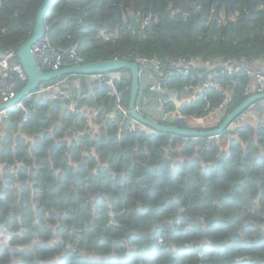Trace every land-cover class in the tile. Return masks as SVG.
I'll return each mask as SVG.
<instances>
[{
    "label": "trees",
    "instance_id": "trees-1",
    "mask_svg": "<svg viewBox=\"0 0 264 264\" xmlns=\"http://www.w3.org/2000/svg\"><path fill=\"white\" fill-rule=\"evenodd\" d=\"M43 1L0 0V52L18 51L28 40ZM222 14L226 20L220 22ZM45 24L52 47L65 50L77 42L78 63L137 56L163 63L200 58L204 65L189 75L164 79L165 86L180 92L199 88L206 64L216 59L264 61V0H53ZM105 29L115 32L114 42L98 37ZM116 72L128 107L130 72ZM249 78L245 70L219 77V88L199 93L182 113L203 118L230 91L224 109L229 115L248 97ZM102 89L98 101L92 98L88 104L104 105L110 112L113 97ZM149 92L140 90L137 106ZM41 106L43 114L26 124L27 134L42 135L52 126L51 116L60 114L61 127L34 144L17 143L14 151L12 138H0V158L7 168L14 164L19 179L30 184L21 199L25 206L19 208L11 185L16 176L0 180V242L11 225L27 230L10 236L8 244L1 242L0 264H264V123L255 129L258 145L250 138L254 130L244 127L222 151L215 138L187 141L177 134L130 131L132 117L118 113L116 126L105 116L107 126L96 140L84 136L73 142L74 161L84 146L96 149L74 169L67 143L58 138L85 119L59 106L46 116L47 107ZM13 113L12 127L17 128L19 113ZM169 123L189 127L185 120ZM34 166L39 169L31 171Z\"/></svg>",
    "mask_w": 264,
    "mask_h": 264
},
{
    "label": "crops",
    "instance_id": "crops-1",
    "mask_svg": "<svg viewBox=\"0 0 264 264\" xmlns=\"http://www.w3.org/2000/svg\"><path fill=\"white\" fill-rule=\"evenodd\" d=\"M98 37L101 38V36H98ZM41 40H46L51 45L47 36H44V38H42ZM74 43H77V42L75 41V42H73V44ZM73 44L69 48H71L73 46ZM69 48H67V49H69ZM54 49H59V48H54ZM251 64L254 66V69H253L254 72H252L253 75H249L250 76V78H249L250 82H249L248 87H249L250 93H253V92L257 93V80L255 77L259 72H264V61H262V60L261 61L260 60L251 61ZM66 65H69V64H66ZM117 73L118 72H116V73L113 72L112 74L107 73L106 75H102V77L100 76V80H98V78L95 79L94 77H89V76L71 75L72 76V77H70L71 79L70 78H63L64 77L63 76V77L57 79L56 81H55V79L52 81H49V82H53V81L57 82L58 80H62L64 83H63V86L61 88L56 87L51 91L40 93L41 97L35 98L36 109L34 111L35 114L33 113L34 115L32 114V116H35L38 113L40 115L42 113V111L38 110V108H37L38 105H42L41 106L42 108L47 107V110H45L46 116H47V115H50V113H51L50 110L56 106H59L62 109L61 112H64L66 110L72 111L70 109L71 107L69 106L68 101L66 103L62 102L63 95H66V94L73 95L74 94V96L76 97L78 92H82V96H80L79 99L75 100V101H76V106H77L76 109H78L77 113H79L80 114L79 116L83 117L85 119V121L83 119H81L80 121H77V124H79V125H77V124L74 125L73 131L69 130L68 134H65L62 137L58 138L59 142L67 143L68 150L66 152V156L68 157L67 158L68 164L71 168L76 169L79 167L80 163H82V164L84 162L87 163L88 160L90 159L91 155L96 153V149L94 147H89L88 145H86L82 148L83 151H81L78 154L79 160L77 159L76 161H74L71 158V153H70L73 142L78 143L80 141V139L84 136H88L89 138H91V140H96L97 136H99L101 131L105 130L104 128L107 126L108 120H106L104 118L105 116L106 117H112L111 121H113L116 126H120L119 114H118V113H120V111H118V106H117V102H116L115 98L111 97L113 99L114 103H113L112 111H110V112L105 111L104 105H99L98 103H96L95 104L96 106L93 107V106L88 104V101L92 98H94L96 101H98L97 96H99V94H98L99 92L102 94V90H103L102 87L103 86H104V88L106 87L107 94L109 93V91L111 90L112 87L109 85V83L106 82V79L109 80V79L114 78V79H112L115 81L114 86H115V88H118L116 80L119 79V76ZM108 75L111 78L108 77ZM66 76H68V75H66ZM140 76H141V83L143 86H145L143 89L146 88L149 90V87L154 84V80H155L151 71L148 69H144L141 71ZM252 77H254V78H252ZM26 83L24 84V87H25ZM20 90L21 89L18 88V92ZM164 91L165 92H161L159 94L165 95L166 98L163 97V99L167 102V106L170 105L169 110L171 111V114L168 115L167 119H165V116L160 111V109L157 107V105L154 102H152L155 98V95L151 92H149L148 97H147L148 102L143 103V101L141 99L139 101V105L137 107L149 118L156 120V121H159L161 123L171 124V123H169L170 121H178V119L175 118L176 111L178 110L177 104H179L180 107L181 106L183 107L186 104L192 103L194 100L197 99V95L199 94L200 90H199V88H196L194 91L189 90L188 92H180L175 87L169 88V87L165 86ZM42 94H46V95L42 96ZM60 95H62V96H60ZM83 100H84V103L81 106L80 102H82ZM86 100H87V103H86ZM43 103H45V104H43ZM258 104H261V101L257 102L256 106ZM128 109H129V106H128ZM13 117H14V115H13ZM16 118L19 119V115ZM62 119H63L62 114H60V116L58 115V118H54L51 116L52 126L48 130L43 131L42 135H28L26 130H25L26 124H24L22 127L19 128L17 125V122H16L17 128H13L12 124H13L14 118L12 119V122L9 121L7 123L2 122L3 120H1V118H0V138L1 139L7 138V137L12 138L13 140H12V144H11L10 149L12 151H14L16 146H17V143L19 144V142H21V141H28V143L34 144L36 142L37 138H40V137L43 138L48 134H52V132H54V129L56 127L57 128L59 126L61 127V120ZM134 121H135L134 119L130 121V122H132L133 126L135 125ZM222 121H223V119L219 120V116L217 113H213V114L207 115L203 118H197V119L189 118V120H187L185 122H187V124L189 126H195L197 128H204V127L207 128V127H217V126H219V124L222 123ZM263 123H264V104L262 105V108L260 107L257 110L246 111L243 114L242 121H238L237 123H233L234 124L232 127L233 132L230 133L228 136L227 135L224 137L218 136L215 139H217L221 142L222 151H228L230 144H231V138L238 135V132L242 131L244 129V127H250L254 130V133L253 134L251 133L250 138L253 141H255V143L258 145L259 144V138H258V135H256V133H255V129H257ZM239 124L241 126L237 127V126H239ZM134 130H136V129H134ZM144 131H148V129H146ZM150 132H152V131H150ZM152 133L156 134L155 132H152ZM157 133H159V132H157ZM199 139L200 138H188L186 140L187 141H190V140L199 141ZM28 143H27V145H28ZM245 147H246V145H244V148ZM93 150H95V152ZM259 153H260V155H262L261 149L259 150ZM6 166H7L6 163L2 161V158H0V180L4 181L5 178L7 177V175H9V176L11 175L10 177L12 178V173L10 172V170L14 169V167H15L17 177L11 183L12 189H13L12 195L16 201V206L21 208L22 206H25V204H22L21 199L24 195V192L27 190V188L29 187L30 184H28L25 180H22L21 178L19 179L18 170L14 164L9 165L8 168ZM19 166H23V162L20 163ZM99 168H100V164L97 163L95 166V171L99 170ZM38 169L39 168L37 166H34L33 168H31V171L32 170H38ZM56 172L60 173L61 169L58 168ZM22 176H23V174H22ZM22 227H24V226L23 225L18 226V228L16 227V229H15V227L13 225H11L8 229L7 234L5 235V237L7 239L4 237V239L1 242H6L10 236H15L18 234L27 233V230L25 227H24V229L26 230V232H20L19 233V231L21 230Z\"/></svg>",
    "mask_w": 264,
    "mask_h": 264
},
{
    "label": "built area",
    "instance_id": "built-area-1",
    "mask_svg": "<svg viewBox=\"0 0 264 264\" xmlns=\"http://www.w3.org/2000/svg\"><path fill=\"white\" fill-rule=\"evenodd\" d=\"M197 10H201V6H197ZM149 22V19H145V25ZM101 38L105 42H114L116 39V36L114 34H111L110 31L107 29L100 32ZM76 48L77 43H74L73 46L69 49H54L46 40H41L38 43L34 44L33 46V52L36 57L37 63L39 65V68L44 72H50V71H56L61 68H63L66 65L67 59L77 62V55H76ZM130 61H134L138 63V65L141 68V71L144 69H148L151 71L153 77L155 78L154 84L149 87V91L151 93H160L164 91L165 85H164V79H170L174 78L177 75H189L193 67H197L200 64L204 65L200 58L196 59H187V58H172L168 63H163L159 58H145L141 56L134 57L133 59L127 58ZM217 60H214L212 62H209L206 64L207 70L204 71L201 76L205 78V80L200 84L199 86V93H203L207 91L208 88H219L220 82L219 77H222L223 75L230 74L233 76L238 75L243 70L246 71L248 75H253L252 72L254 69V66L251 64V61L247 59H242L238 62H235L233 60H220V63H217ZM242 64L251 65L252 68L243 67ZM216 67H220V70L217 72L214 71ZM106 74L98 75L97 78L100 80V76ZM10 77L13 78V81H10ZM108 77H110L108 75ZM111 78V77H110ZM257 80V93H264V72H259L256 75ZM27 75L25 73L23 65L20 63L17 51L16 50H8L7 52H0V105L5 104L9 102L10 100L14 99L17 96L18 88L27 82ZM109 79V78H108ZM114 79V78H112ZM109 79H106V82L109 83V85L112 87L109 91V96L115 98L118 106V111L122 114L123 118H129L131 117L130 111L128 107H126L122 101L121 95L119 93L118 88H115L114 83L115 81ZM57 79H55L56 81ZM46 82L42 83L39 88L20 100L19 102L9 106L5 107L3 109H0V118L3 120L2 122L7 123L9 121L12 122L13 119V112L19 113V121L17 122L18 127H22L24 124L28 122L30 117L33 114V111L36 108L35 105V98L40 94L47 91H51L54 88H61L63 86V81L58 80L57 82ZM22 83V84H20ZM246 94L250 96V90L248 89L246 91ZM63 95V94H62ZM60 95V96H62ZM59 96V97H60ZM82 96V92L77 93V98L73 95H63L62 102L66 103L69 102V107L73 112H75L77 109L76 101L79 97ZM223 99L218 102V105L215 108H207L208 109V115H211L213 113H217L219 110L224 112V109L227 107L229 102L232 99V93L230 91H224L223 92ZM198 97V95H197ZM148 102V98H144V103ZM154 102L157 107L160 109V111L165 116V119H167L168 115L171 114V111L167 107V102L161 98L156 97L152 101ZM182 106L176 111V116L178 120H189V118H195L198 117L190 116L188 117L184 113H182ZM243 114L239 115L236 119L235 123L238 121H242ZM134 126L130 125V131L134 129H138L140 131L146 130V126L141 124L138 121H134ZM21 130V129H20ZM19 130V131H20ZM14 176H17V173L15 170L10 171ZM109 223L114 224L115 221L111 220ZM166 239V234L163 235L159 239L160 244H163ZM71 245L68 246L70 248ZM186 247H191L189 243H186Z\"/></svg>",
    "mask_w": 264,
    "mask_h": 264
},
{
    "label": "water",
    "instance_id": "water-1",
    "mask_svg": "<svg viewBox=\"0 0 264 264\" xmlns=\"http://www.w3.org/2000/svg\"><path fill=\"white\" fill-rule=\"evenodd\" d=\"M53 0H44L41 4L36 18V24L33 30L32 35L28 40L23 43L18 51L17 56L20 63L23 65L25 73L27 75V83L23 89H21L17 96L10 100L9 102L0 105V109L9 107L32 92L36 91L42 83L52 81L54 79H59L66 75H79V76H89L97 78L101 74H112L118 70H128L130 72L131 78V90H130V101H129V111L131 117L145 125L148 131L152 132H162L177 134L185 136L188 138H216L224 133L226 130L232 129L233 123L237 121L239 115L244 114L249 110H257L264 104V93H251L249 97L244 100L235 110H233L229 115L221 110L217 112L219 120H222V123L218 127H207V128H197L195 126L181 127L174 124H165L159 121L153 120L146 116L138 107L137 100L139 97L140 90H143L145 86L141 83V68L138 63L130 61L129 59H120V58H109L103 60H94L89 62L74 63L72 60L69 61V65L64 66L63 68L44 72L39 68L36 57L33 52L34 44L38 43L46 35L47 27L45 24V14ZM196 7V4L193 5ZM243 67L252 68V66L242 64ZM254 78V77H252ZM10 81H13V78H9ZM165 92V91H162ZM161 93V92H160ZM46 94H42L45 96ZM41 97L40 94L37 98ZM261 101V104L256 106V103ZM177 108H180V105L177 104ZM241 125L239 124L240 127ZM149 131V132H150ZM95 152V150H93Z\"/></svg>",
    "mask_w": 264,
    "mask_h": 264
},
{
    "label": "rangeland",
    "instance_id": "rangeland-1",
    "mask_svg": "<svg viewBox=\"0 0 264 264\" xmlns=\"http://www.w3.org/2000/svg\"><path fill=\"white\" fill-rule=\"evenodd\" d=\"M194 8H196L197 9V5H196V7H194ZM226 20V15L225 14H222L221 15V17L219 18V21L220 22H223V21H225ZM149 24V22H147V24L146 25H148ZM146 25H144V26H146ZM103 31V30H102ZM111 34H114V36H115V32H111ZM99 36H100V33H99ZM124 59H127V58H124ZM128 60V59H127ZM109 95V94H108ZM3 105V104H2ZM36 109V108H35ZM35 111V110H34ZM34 111H33V113H34ZM75 112H78V109L75 111ZM32 117V116H31ZM31 117H30V119H31ZM30 119L28 120V122L30 121ZM19 121V119L18 118H16V122H18ZM27 122V123H28ZM26 123V124H27ZM13 170H15V167H14V169ZM11 171V170H10ZM17 177V176H16ZM16 202V201H15ZM52 231H54L56 234H57V231H58V229L57 228H52L51 229ZM20 232H26V230L24 229V227H22L21 228V230L19 231V233ZM3 233H5V231H3ZM7 234V233H6ZM5 234V235H6ZM18 234V233H17ZM4 235V236H5ZM6 238V237H5ZM7 239V238H6ZM9 239V238H8ZM1 243V242H0ZM5 243H7L8 244V240L5 242ZM0 245H2V244H0ZM32 244L31 243H29V245L28 246H31Z\"/></svg>",
    "mask_w": 264,
    "mask_h": 264
}]
</instances>
